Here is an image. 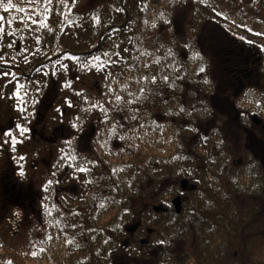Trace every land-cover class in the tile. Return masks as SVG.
I'll return each mask as SVG.
<instances>
[{
	"label": "trees",
	"instance_id": "1",
	"mask_svg": "<svg viewBox=\"0 0 264 264\" xmlns=\"http://www.w3.org/2000/svg\"><path fill=\"white\" fill-rule=\"evenodd\" d=\"M120 1L76 0L72 5L68 0L65 6L63 0H46L45 24L54 41L50 47L41 45L47 59L27 72L13 70L2 89L8 94L9 83L24 85L27 75L41 69L52 80L53 100L44 104V121L67 130L68 154L58 159L68 166L67 180L77 184V198L72 195L75 203L63 204L60 213L49 211L61 217H52L45 231L33 226L34 236L27 238L32 258L29 248L5 243L0 264H114L127 255L152 264H264V166L245 147V135L231 133L219 116L227 107L212 81L217 66L213 49L220 40L225 44V34H237L196 4L183 12L186 0H137L128 12V0ZM86 20L93 47L69 53L62 49L64 28ZM115 37L120 41L110 47L107 41ZM246 40L244 45H255ZM66 60L74 62L57 77L56 66ZM226 63L221 77L228 76ZM61 99L66 101L63 111L71 113L62 112L61 121L50 122ZM231 101L225 102L233 109ZM193 105L195 111L188 115ZM181 106L185 112L179 111ZM1 155L17 156L8 145L0 148ZM182 182L193 189L183 191ZM42 183L55 210L60 193L54 190L62 184L49 178ZM175 197L182 200L179 214L171 206ZM158 206L165 211L155 212ZM130 224L139 225L133 236L126 232ZM3 225L10 224L6 220ZM140 232L146 245L135 241Z\"/></svg>",
	"mask_w": 264,
	"mask_h": 264
},
{
	"label": "rangeland",
	"instance_id": "2",
	"mask_svg": "<svg viewBox=\"0 0 264 264\" xmlns=\"http://www.w3.org/2000/svg\"><path fill=\"white\" fill-rule=\"evenodd\" d=\"M45 1L46 0H0V17L3 18L0 28V63L13 62L22 67V70H19L27 72L34 64L38 65L47 59L46 51L42 49L41 45L49 43L48 47H50V42L52 41L53 44L54 41L51 39L53 32L50 31L45 24V19L47 18V11L44 7ZM136 1L137 0H128V6L125 7L127 12L129 8L131 9L135 6ZM185 2L186 5L180 8L183 12L184 8L196 4L200 12L205 16L210 17L212 21H217L222 23V25L229 26L237 34V36L234 37L222 31L223 34H225L222 38L225 44L220 40L219 45L213 49L215 58L217 59L216 76H214L213 79L224 76L220 69V67H222L221 64L225 61H233L231 58L232 55L239 56L241 54L247 55L254 53L255 55L259 54V57L264 60V6L258 5V3L264 4V0H186ZM9 3L13 5V8L9 11H4V7ZM48 7L50 8L52 5L49 4ZM216 11H222L227 19H222L217 16L215 14ZM119 16L120 14L117 12L114 14V22H117V24L120 22ZM249 29L251 31H249ZM90 30L91 24L87 20L82 23L72 22L67 25L60 34V47L66 49L68 52H78L88 47L92 48L93 44L90 43L91 36H89ZM127 33L129 34V31ZM127 33H125V35ZM244 38L247 39L246 41L248 42H255V47L252 45H244ZM117 41L120 40L115 37L109 39L107 43L110 47H115ZM240 60H243V58H240ZM72 62H74V60H66L64 64L57 65L55 70L57 77H62L65 66H71ZM105 65H109V63H105ZM12 72L11 69H0V116L3 122L0 124V130L13 129L17 132L15 125L20 124L29 131L25 135L26 138L23 139V143L17 145L18 149L15 151L17 156L13 160L10 157L6 158L1 155L0 178L4 173L8 174L11 185L22 195L26 194V190L32 188V186H35L36 189L43 188L42 181L44 178H49V180L55 179L57 182L66 179L62 190H65L67 193L63 195H70L69 199L76 200L77 184L76 182L67 180L68 166L64 165L63 162L62 164L58 162L60 151L68 154V146L66 145L67 130L62 126L63 124L58 123L56 126H49L48 122L44 121L46 115L45 111L47 109L44 104L51 103V100H53V82L45 75L44 70L41 69L34 76H28L22 88L17 89L14 85L15 81L9 83L4 90H8V94H3L2 89H4L9 82ZM17 92L19 93L18 96L16 95ZM34 97L37 98L35 99ZM65 104L66 101L62 99L59 101L57 104L58 106L52 112V117L49 120L50 122L54 123L59 122V120L61 121L62 112L66 115L71 113V110L63 111L66 107ZM217 104L219 106L218 100ZM263 104V99L254 97H250L248 101L244 102V105H248V109L252 111L259 110L261 113H263ZM21 108L24 109L23 112L20 111ZM29 115L32 116L31 120L28 119ZM235 129V127H230V132L237 135L238 133H236ZM244 141L247 142L248 145H245L251 151L248 138H244ZM21 155L25 157L24 161H19L18 157ZM237 160L241 161L240 158L235 161ZM19 164L23 165L24 171V175H20V177L17 175L20 171L18 167ZM59 168H61V170ZM187 186L186 191H189L190 185ZM1 191L0 189V246L5 243L7 245L8 243H17L16 245H23L26 251H28V243L30 242L27 241V238L31 240L29 236L31 234L34 236L32 230L29 232L31 225H28V223L24 221L25 212L27 211L26 205L28 203L23 197L18 203L7 201ZM80 193L82 196L84 189L80 191ZM39 194L33 192L34 197ZM72 195H76V198H72ZM74 203L75 201L72 204ZM43 206V204H38V209L42 210ZM13 208L21 211L20 221L14 218L15 215L11 212ZM56 215L61 217L60 214L52 215L51 212L44 211V214H42L43 221L37 220V225L43 227L45 231L47 225H51V218ZM8 217L14 218L13 221L16 225V229L14 227L12 228L10 225L9 228L3 225ZM42 223L44 225H41ZM33 226L34 225H32V228ZM9 235L17 236L14 237L16 239L11 240L9 239ZM135 239L137 243L141 239L147 241V237L145 234L143 235L142 232L138 233ZM125 243L127 246V242ZM30 250L31 253L29 255L32 258L34 250L32 248ZM119 262H123V264H152L150 260L146 261V259H142V257L140 258L139 256L135 257L132 255L125 256V259L122 261L116 260L114 264Z\"/></svg>",
	"mask_w": 264,
	"mask_h": 264
},
{
	"label": "flooded vegetation",
	"instance_id": "3",
	"mask_svg": "<svg viewBox=\"0 0 264 264\" xmlns=\"http://www.w3.org/2000/svg\"><path fill=\"white\" fill-rule=\"evenodd\" d=\"M240 58H243V60H240ZM260 59L261 57H259V54H241L237 56L236 61L226 63L228 66L226 69L228 74L227 77H219L218 79H212V81L215 82L217 90L223 93L220 94V99L225 103V107H227L226 110L223 109L218 111L219 116L224 120V123L228 128L235 127L237 133L245 135V139L248 138L250 141L249 145H251V151H249L255 158L260 159L262 164H264V104L263 113L259 110L252 111L251 109H248V105H244V102L248 101L250 97L261 98L264 100V71L262 74L259 69V66L261 65ZM21 68L22 67L13 62L0 63V69H11L13 71ZM230 97L233 99V101H231V103L233 102V109L225 102L226 100L230 101ZM245 144H247V142H245ZM62 154L63 152L60 151L61 156ZM58 162L62 164L61 159H58ZM59 169L61 170V168ZM68 173L69 171H67V174ZM59 183L62 184V181H59ZM42 185L43 188L40 189H36L35 186H32V188L26 190V194L22 195L19 191L15 190L13 185H11L8 174L4 173L0 178V189H3L1 192L4 195H7V201L18 203L22 197L24 200L26 199L28 204L26 205L27 211L25 212L24 221L28 223V225H31L29 232L32 230V225H37V220L43 221L42 214H44V211H55V213H59L63 204L68 207L73 203V199H69V195H65L66 197L60 196L61 194L63 195L64 193H67L65 190H62V184L54 190L60 194L58 193L59 197L56 200L58 208L55 207V210H52V205L48 204V190H44V183H42ZM33 192H37L39 195L34 197ZM37 203L44 205L42 210L38 209ZM17 212L19 213V216L14 214ZM20 212L21 211L15 208L12 209V213L15 215L14 218L18 221H20ZM14 218L8 217L6 220L12 228L14 227L16 229V225L13 221ZM41 225L44 224L42 223Z\"/></svg>",
	"mask_w": 264,
	"mask_h": 264
},
{
	"label": "snow or ice",
	"instance_id": "4",
	"mask_svg": "<svg viewBox=\"0 0 264 264\" xmlns=\"http://www.w3.org/2000/svg\"><path fill=\"white\" fill-rule=\"evenodd\" d=\"M47 2L48 3H51V0H47ZM63 3H64L65 6H68V0H63ZM71 3H72V5H75L76 4V0H71ZM12 8H13V5L11 3H9V4H7L4 7V11H9ZM214 11H215V9H214ZM215 14L217 16L221 17L222 19H227V17L224 16V13L222 11H216ZM2 19L3 18L0 17V20H2ZM97 19H99V18L97 17ZM164 23L171 24L172 21L165 19ZM249 31H251V30L249 29ZM257 34H259V33H257ZM186 47H187V45H186ZM74 59H77L78 60V58H74ZM94 59H98V58L94 57ZM99 67H102V65L99 66ZM65 71H68V69H67L66 66H65ZM204 71H205V69L203 67H201L199 69V72H204ZM5 75H7V74H5ZM181 78L182 77H179V76L177 77V79H181ZM152 79H153V82H155V77H153ZM164 80H165V82H167L168 81V77H164ZM205 82H207V81H205ZM21 87H24V86L17 84V89H19ZM110 91H111V89H110ZM143 91L144 90L141 89V94H143ZM16 95L18 96L19 93L17 92ZM139 99H140V97H137V100H139ZM115 100L117 102H119L121 100V96L117 95L115 97ZM127 103L131 104V103H133V101L129 100V101H127ZM93 107H98V105H93ZM20 111L23 112L24 109L21 108ZM179 111L180 112H185L186 109L183 106H181L180 109H179ZM193 111H195V106L194 105L192 107V110H189L188 111V115H192V112ZM105 115L107 116V113H105ZM132 119H136V117L133 116ZM73 127H77V125L74 124ZM15 129L19 133V136L15 135L14 132L11 131V130H0V148H3L5 145H8L12 149V151L15 152L16 149H17V145L23 143V138L25 137V135L27 134V132L29 130L27 128L23 127L20 124H16L15 125ZM192 130L195 131L196 129H192ZM66 143H70V141H66ZM18 159H19V161H24L25 160V157L21 155V156L18 157ZM18 167L20 168V171H19L18 174L21 175V176H23L24 175L23 165L22 164H19ZM76 171L86 172L87 169L84 168V167H77L76 168ZM44 190L47 191V186H45ZM14 214L16 216H19V213L18 212L17 213H14ZM159 243H164V242L163 241H160ZM9 264H11V262H9Z\"/></svg>",
	"mask_w": 264,
	"mask_h": 264
},
{
	"label": "water",
	"instance_id": "5",
	"mask_svg": "<svg viewBox=\"0 0 264 264\" xmlns=\"http://www.w3.org/2000/svg\"><path fill=\"white\" fill-rule=\"evenodd\" d=\"M181 186H182V189L184 190L186 188V182H182V185ZM171 205L174 208L175 213L179 214L180 211H181V199L179 197L174 198L172 200V202H171ZM154 210L156 212H160L162 210V207H156V208H154ZM137 228H138V225H133V226H131V227H129L127 229V233L129 235H133V233L137 230ZM147 233L148 234H151V230L148 229L147 230ZM146 243H147L146 240H144V239L140 240V244L144 245ZM125 246H126V243L124 244V247ZM118 264H123V263H118Z\"/></svg>",
	"mask_w": 264,
	"mask_h": 264
}]
</instances>
